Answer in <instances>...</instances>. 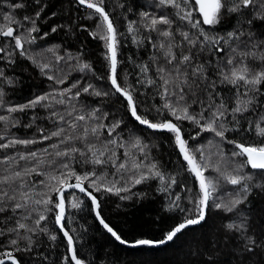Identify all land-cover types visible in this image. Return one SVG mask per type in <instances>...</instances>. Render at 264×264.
<instances>
[{
    "label": "trees",
    "instance_id": "obj_1",
    "mask_svg": "<svg viewBox=\"0 0 264 264\" xmlns=\"http://www.w3.org/2000/svg\"><path fill=\"white\" fill-rule=\"evenodd\" d=\"M12 3H23L22 9H12ZM42 4L46 5L41 16L36 20V26L39 32L33 33L37 39L33 43H25L26 55H20L18 50H13L14 42L9 38L0 37V47L5 49L4 53H0V69L4 72V78H0V91H3V107H0V116L9 117L7 124L0 121V136H4L5 140L0 143L7 142L8 139H39L40 129L45 133L56 130L57 125L49 119L52 111H56L65 116V120L72 117L67 115L68 111H73V117L77 114H87L90 111L99 108L98 115L107 112L108 120L122 121L121 127L117 129L119 134L118 140L124 143V147L117 148L109 145L116 152V163L121 162L131 165L132 160L136 163L149 165L155 163L157 168L165 177H175L176 184L172 185L168 192L160 189L163 185L159 179H148L139 185L131 188V192H121L119 195L110 191H94L90 188L97 200L99 201V212L106 223L109 224L123 239L128 242H135L140 239L159 241L165 237V234L193 215L192 211L181 212L179 209L172 207L167 210L170 201L179 196L180 200L176 201L181 208L195 209L194 201L199 195L198 181L195 176L187 170L186 162L179 153L178 147L172 141V134L168 132H155L145 129L131 116L126 100L119 94H113L105 97L90 96L88 94L81 95L79 100L71 101L67 104H59L55 101L61 99L59 95L64 89L79 81L80 85L92 84L100 91L111 90V84L108 80L109 61L105 59L106 53L109 55L108 49L105 47L104 41L94 39L89 32L96 30L98 22V14L92 10L82 7L77 0H42ZM123 5V7H121ZM39 5L34 0H0V27L12 26L17 29V34L27 35L26 29L31 24L23 20L24 16H31L35 19V12L39 9ZM105 11L110 14L115 28L117 29V58H118V82L123 85H131V91L134 96L138 112L147 116L149 120L158 122L165 118L171 120L172 117L167 115L166 110L162 113L156 112V107L163 104V100L156 95V87L147 84H137V79L144 80L145 77L140 74L142 65H149L147 77L156 79L159 84L158 74L156 73V63L150 59L153 55L158 57L157 63L163 64L160 59L162 53L153 48L147 37L151 36L153 41L159 43L163 40L157 32H151L147 29V22L141 19L140 13L148 12L152 15L159 16L162 12L168 14L174 19L172 25L175 30L179 25L184 30H189L190 26L186 22H182L175 15L176 10L173 8L157 7V0H105ZM251 10L245 9L247 14ZM11 14L15 21L19 23L9 22L4 19L5 15ZM91 15L92 18H89ZM193 18H199L198 13H193ZM252 19L251 15H248ZM245 17L238 13H229L223 11L220 23L215 26L203 25L205 31L211 35L225 36L229 31L239 28ZM133 23L136 31L129 34L128 26ZM23 25V27H21ZM55 27L57 30L52 32ZM158 27H165L160 25ZM254 32V39L257 41L264 40V20L253 19L252 25L245 26ZM87 28L88 31L84 29ZM196 30L191 29L190 34H195ZM46 34V35H45ZM43 36V38H40ZM133 36L139 43L133 42ZM180 38L177 36V40ZM223 43V42H222ZM225 51L216 53L215 55L205 53L201 58L213 61L214 65H220L224 71H228L232 65H226L227 59L231 56L235 61L242 59L250 72H259L264 69V61L256 57L241 58L238 53L243 49V45L238 46L237 41L229 40L223 44ZM249 47H251L249 45ZM231 48H236L237 52L232 53ZM52 49L53 51H49ZM179 51L178 49H174ZM13 51V55L9 57L7 53ZM259 53L261 49H256ZM64 59L57 61V57ZM34 57L36 63L33 62ZM9 59L14 63L9 64ZM47 63L49 67L42 73L38 64ZM88 64L91 70H80V65ZM213 68L210 74L215 72ZM48 75L54 77L53 80L47 78ZM213 78L219 81V74L213 75ZM57 79H63L64 83H56ZM10 80L11 83L7 81ZM259 94L249 92L248 96L239 97L241 100L253 99V104L249 107V111L244 113L240 119L242 129L248 128V123L253 125L259 122L260 117L264 116V83L259 86ZM77 89H73L75 92ZM217 90L220 91L221 97L229 108L235 106L237 99L236 89L228 84H217ZM246 88L240 87V92H244ZM52 94L48 103L50 107L45 108L38 105L35 109H26L24 112L8 113L7 107L27 104L29 101L41 95ZM68 95H71L69 93ZM54 97V99H53ZM36 116L35 121L32 117ZM231 116H229V120ZM18 123L13 126V122ZM99 121L89 120V125H94ZM78 124L83 122H77ZM182 128V134L188 142L189 149L194 152L198 161L201 153L204 160L201 163L208 165L204 172L205 177L217 182V189L213 193V199L209 200V208L206 221L200 226L184 230L168 245L161 248H127L119 244L112 238L98 223L91 201L77 192H71L66 195L67 215L65 219V229L73 237L75 248L80 258L85 264H264V187H252L251 193L247 200L240 204L233 212H226L217 209L213 200H223L233 198L237 192H240V186H233L222 179L218 172L214 170L216 166L232 172L235 166L241 163L245 158L232 157L234 151L233 145L219 141L213 133L203 132L196 139L189 137L196 134L198 129L188 121H177ZM31 124V127L26 125ZM232 125L229 124V127ZM64 127H67L65 124ZM229 138L246 145L264 144V136H259L252 130H241L238 132H228ZM94 140L93 137H89ZM111 139L107 133H103L100 141ZM139 139L142 144L147 145L145 158L140 151L132 146V142ZM100 141H96L97 147H101ZM209 141H212L210 144ZM58 143L54 138L36 143L27 147L16 145L8 149H0V177L8 171L23 169L33 166L36 161H10L8 165L3 163L6 157H18L19 154H26L29 151H36L39 158L44 161L40 165V170L50 172L47 161L52 159L47 153H43L44 148L49 145ZM77 146L83 148L84 143L76 141ZM61 147H65L61 145ZM200 148V152L195 149ZM222 150L223 159L219 153ZM56 149L49 148V152L54 153ZM128 152L132 156V160L125 157L124 153ZM107 155V154H106ZM78 173L95 171L98 175L104 177L101 188L110 186L109 181H118L116 187H121L125 183V179L131 181V172H117L111 163L104 166L86 164L81 166L80 163L72 165ZM140 171L146 172L143 168ZM240 175H251L252 185H264V172L253 170L250 166L245 165L239 172ZM25 180L34 185L32 191L33 198H40L49 189L45 184L40 183L48 179L44 175L32 174L25 177ZM88 187V182H85ZM135 193L136 195H133ZM121 196H128L129 199H121ZM46 198V197H45ZM52 199L56 197L52 194ZM83 201L79 208H72L73 203ZM43 211L42 207L39 209ZM48 216L46 221L42 222L49 230V234L57 236L55 241H51L47 235L37 233L32 236L34 241L32 251H19L15 253L20 264H63L62 258L68 256V245L63 234L55 225L54 214L45 213ZM33 218L36 216L34 212ZM8 217V219H5ZM20 214L13 216V213H0V230H5V234L0 236V244L8 246L11 238L15 234L6 231L7 228L13 226V220L19 219ZM30 226H34L32 221H24ZM246 223L247 235L257 240L258 246L252 252L243 249V242L238 238V234L226 228L228 223L239 224ZM20 235L29 236L31 233L21 231ZM26 241L20 240V247L23 249ZM4 249L0 248V251Z\"/></svg>",
    "mask_w": 264,
    "mask_h": 264
},
{
    "label": "snow or ice",
    "instance_id": "obj_2",
    "mask_svg": "<svg viewBox=\"0 0 264 264\" xmlns=\"http://www.w3.org/2000/svg\"><path fill=\"white\" fill-rule=\"evenodd\" d=\"M77 2L85 6L87 9L92 10L95 14H98V22L96 30L89 32V35L94 39L104 41L105 47L108 49L110 55L106 53L105 59L109 61L108 65V80L111 84V90L100 91L96 89L92 84L80 85L79 81L74 82L71 87L64 89L59 95L61 99L56 100V103L67 104L71 101L79 100L81 95L88 94L96 97H105L113 94H119L127 101V107L131 116L138 122L139 125L146 126L154 131L168 132L172 134V141L178 147L179 153L182 155L183 160L186 162L187 170L191 172L198 181L199 195L194 201L195 209L181 208L176 201L180 200L177 195L175 199L170 201L167 210H171L172 207L179 209L181 212L192 211L193 215L180 222L178 225L170 229L165 237L159 241L140 239L135 242H128L123 239L105 220L101 217L99 212V203L97 198L90 188L94 191H110L119 195L121 192H131V188L135 185H139L148 179H159L163 187L160 189L163 192H168L172 185L176 184L175 177H168L165 181L164 175L157 168L155 163L144 165L136 163L132 160L130 153L125 152V157L132 160L131 165H126L121 162L116 163V152L109 148V145H114L117 148L124 147V143L118 140L119 134L117 129L121 127L122 121L115 120L114 122L108 120V113L104 112L100 115V109H94L87 114H77L73 117V106L71 111L67 112V115L72 117L70 120H65V116L52 111L49 115V119L53 120V123L57 125L56 130L50 133H45L43 129H40L39 139H8L5 143H0V149H8L15 147L16 145H23L25 147L43 143L47 140L56 139L58 143L49 145V148L56 149L54 153L49 152V148H44L43 153H47L53 158L47 161L50 172L40 170V165L44 163L39 158L36 151H29L26 154H19L18 157H6L3 161L5 165H8L10 161L15 162L17 159L22 161H36L31 167L23 169L8 171L5 169L6 174L0 177V213L11 212L13 216L20 214L19 219L13 220V226L6 229L10 234H15L14 238H11L8 242V246L0 244V248L4 249L0 251V264H20V261L16 258L15 253L19 251H32L33 239L32 236L37 233H43L48 236L51 241H55L57 236L49 234L47 227L42 226V222L48 219L45 213L51 212L54 214L55 225L63 233V236L67 239L68 256L62 258L63 264H85V261L79 257L78 252L74 246L73 237L65 230L64 221L66 219V199L65 192L69 190H78L79 193H83L91 200L93 211L96 218L103 228L120 244H130L132 247L137 246H158L168 242L174 241L178 238V234L189 226L201 224L206 219L207 209L209 207V200L213 199V193L217 189V182L205 177L204 172L207 170L208 165L201 163L204 160L203 153H201L198 161L196 155L189 149L188 142L182 134V128L177 121H188L194 125L198 131L195 135L189 137L190 139H196L203 132L213 133L215 137L219 138V141L226 144L233 145L234 151L231 156L245 158L241 163L237 164L232 172H228L226 169H222L219 166L214 168L218 172L219 176L227 183L233 186H240V192L227 201L213 200L217 209H222L226 212H233L238 206L247 200L248 195L251 193L252 187H264V185L256 184L252 185L251 175H240V170L245 166H250L253 170H261L264 172V144L261 145H246L243 142H238L235 139L227 136L228 132H238L241 130H252L259 136H264V116L260 117L259 122L253 125L252 122L248 123V128L242 129L239 127L240 119L245 112L249 111V107L253 104V99L241 100L239 97H247L249 92L259 94V85L264 83V69L259 72H250L248 67L243 64L242 59L234 62L233 57H229L226 61V65H232V67L226 72L220 65H214L212 60L202 59L201 57L205 53L215 55L216 53H223L225 51L223 44L228 43L229 40L237 41L238 46L243 45V49L238 53L241 58L256 57L264 61V40L257 41L254 39V32L250 28L245 26L252 25L253 19L264 20V0H157V7L159 8H173L176 10L175 15L180 21L186 22L190 26L189 30H184L179 25L174 30L172 25L174 19L168 14L163 12L159 16L152 15L148 12L140 13L141 19L146 21V27L151 32H157L163 40L159 43L153 41L151 36L147 37L149 44L162 53L160 59L163 60V64L157 63L158 57L153 55L150 59L153 63H156V73L160 83H157L156 79L147 77L149 71V65H142L140 67V74L145 77L144 80L137 79V84H147L149 86H155L157 91L156 95L163 100V104L156 107L157 113H162L166 110L167 115L171 116L169 120L155 122L149 120L147 116L141 115L138 112L137 105L134 100L133 93L131 91V85H123L118 82L117 73V29L114 26L110 14L105 11V0H77ZM36 5H39V9L35 12V19L31 16H24L23 20L31 24V27L26 29L27 35L17 34V29L12 26L0 27V37L9 38L14 42L13 50H18L20 55H26L25 43H33L37 37L33 33L39 32V28L36 26V20L41 16L46 5L42 4V0H34ZM12 9H22L25 7L23 3H12L10 5ZM123 7V5H121ZM251 10L249 13H245L244 10ZM223 11L229 13H238L240 16L245 17L241 22L239 28H235L227 33L225 36L211 35L205 31L203 25L215 26L220 23L221 15ZM198 13L199 18L194 19L193 13ZM248 15L252 16V19L247 18ZM89 18H92L91 15ZM5 20L13 23H19L15 21V18L11 15H5ZM133 23L130 22L128 26L129 34H133L136 29L133 28ZM163 25L165 27H158ZM23 27V25H21ZM195 29V34H190V30ZM57 29L53 27L52 32ZM88 31L87 28L84 29ZM46 35V34H45ZM177 36L180 38L177 40ZM40 38H43L41 36ZM133 42L139 43L135 36H133ZM223 42V43H222ZM249 45L251 47H249ZM261 49L258 53L256 49ZM178 49L179 51H175ZM5 49L0 47V53H4ZM49 51H53L49 49ZM232 53H236V48H231ZM9 57L13 55V51L7 53ZM33 62L36 63L34 57ZM2 59V57H0ZM57 61L64 59V57L58 56ZM9 64L14 63V60L9 59ZM42 73L49 67L47 63L38 64ZM216 71L210 74L211 69ZM91 70V66L88 64L80 65V70ZM219 74V81L213 78V75ZM0 78H4V72L0 69ZM49 80H53L52 75H48ZM11 83L10 80L7 81ZM56 83H64L63 79H57ZM228 84L236 89L237 99L235 106L229 108L225 101L220 98L221 93L217 90V84ZM244 86L246 90L240 92V87ZM77 89L73 92V89ZM71 93V95H68ZM3 91H0V107H3ZM52 94L41 95L35 99L29 101L27 104L9 106L7 107L8 113L24 112L26 109H35L38 105L45 108L50 107L47 101ZM54 99V97H53ZM229 116L231 119L229 120ZM36 116L32 117L35 121ZM9 117L0 116V121L7 124ZM89 120L99 121L94 125H89ZM77 122H83L78 124ZM18 121L13 122V126ZM67 127H64V125ZM229 124L232 126L229 127ZM31 127V124L26 125ZM107 133L108 137L106 141H100V137L103 133ZM89 137H93L94 140H90ZM0 140H5L4 136H0ZM76 141L84 143V147L77 146ZM96 141H100L101 147H97ZM211 144L212 141H209ZM64 145L65 147H61ZM132 146L140 151V154L147 157L145 149L147 145L142 144L139 139L132 142ZM201 149H195V152H200ZM107 154V155H106ZM221 159H223L222 150L219 153ZM74 163H80L81 166L86 164H92L104 166L108 163L112 164V167L116 168L117 172H131L132 179L129 182L125 179L124 185L116 187L118 181H109L110 186L101 188L100 184L103 183L104 177L98 175L94 170L84 173H78L72 166ZM146 168V172L140 171ZM32 174L44 175L48 179V183L41 181L45 184V187L49 189L40 198H33L32 191L34 185L25 180ZM85 182H88V187H85ZM52 194L56 199H52ZM71 195V192H69ZM133 195H136L133 193ZM46 197V198H45ZM128 196H121V199H129ZM83 201L73 203L72 208H79ZM42 207L43 211L39 209ZM36 216L33 218V213ZM8 219V217H5ZM32 221L34 226H30L24 221ZM226 228L238 234V238L243 242V249L247 252H252L255 247L258 246L257 240L252 236L247 235L248 228L246 223L241 222L228 223ZM21 231L31 233L29 236H21ZM5 234V230H0V236ZM26 241L24 248L20 247V240Z\"/></svg>",
    "mask_w": 264,
    "mask_h": 264
},
{
    "label": "water",
    "instance_id": "obj_3",
    "mask_svg": "<svg viewBox=\"0 0 264 264\" xmlns=\"http://www.w3.org/2000/svg\"><path fill=\"white\" fill-rule=\"evenodd\" d=\"M82 6V5H81ZM82 7H84V8H86L85 6H82ZM87 9V8H86ZM109 55H110V53H109ZM117 60H118V58H117ZM117 68H118V66H117ZM127 102V101H126ZM142 127H144L145 129H148V130H151V131H154V130H152V129H149V128H147L146 126H143V125H141ZM155 132H162V131H155ZM182 156V155H181ZM183 158V157H182ZM261 171V170H260ZM196 178V177H195ZM69 192H77V193H79V191L78 190H69L68 192H65V196L69 193ZM81 195H84L83 193H80ZM85 196V195H84ZM85 197H87V196H85ZM88 198V197H87ZM89 199V198H88ZM90 200V199H89ZM91 201V200H90ZM98 201V200H97ZM98 203H99V201H98ZM209 208V207H208ZM94 214H95V212H94ZM207 214H208V209H207ZM66 215H67V212H66ZM95 217H96V215H95ZM102 217V216H101ZM206 218H207V215H206ZM97 219V218H96ZM98 221V220H97ZM205 221H206V219H205ZM205 221H203L201 224H203ZM65 222V221H64ZM98 223H99V221H98ZM100 224V223H99ZM201 224H198V225H194V226H189L188 228H186V229H189V228H193V227H196V226H200ZM101 225V224H100ZM102 226V225H101ZM103 227V226H102ZM59 229V228H58ZM104 229V228H103ZM185 229V230H186ZM66 230V229H65ZM105 230V229H104ZM59 231H60V229H59ZM106 231V230H105ZM184 231V230H183ZM61 232V231H60ZM107 232V231H106ZM62 233V232H61ZM63 234V233H62ZM109 234V233H108ZM181 234V233H180ZM110 235V234H109ZM179 235V234H178ZM111 236V235H110ZM112 237V236H111ZM65 238V237H64ZM113 238V237H112ZM66 239V238H65ZM66 241H67V239H66ZM118 242V241H117ZM119 243V242H118ZM169 243H171V242H168V243H165V244H161V245H158V246H137V247H132V246H130V244H124L123 246H125V247H127V248H132V249H136V248H161V247H164V246H166V245H168ZM120 244V243H119ZM122 245V244H121ZM74 246H75V243H74ZM9 264H10V262H9Z\"/></svg>",
    "mask_w": 264,
    "mask_h": 264
}]
</instances>
